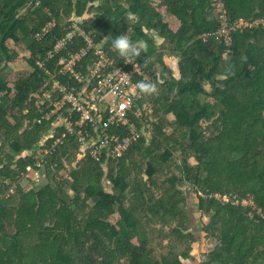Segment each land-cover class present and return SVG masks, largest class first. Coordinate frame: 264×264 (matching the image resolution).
<instances>
[{"label": "trees", "instance_id": "trees-1", "mask_svg": "<svg viewBox=\"0 0 264 264\" xmlns=\"http://www.w3.org/2000/svg\"><path fill=\"white\" fill-rule=\"evenodd\" d=\"M221 1L230 22L253 24L233 31L230 46L213 35V0H0V264H184L197 241L186 185L214 242L200 264H264V0ZM73 22L92 32L113 65L124 61L110 38L127 31L147 42L133 62L148 77L135 81L157 85L144 94L152 114L109 130L119 141L129 126L139 135L114 161L91 158L75 136L52 150L64 130L49 136L46 111L36 106L49 89L46 72L76 86L57 70L82 39L47 62ZM21 44L32 72L12 85ZM168 56L179 59L178 74ZM96 60L84 58L82 71ZM39 152L47 183L27 189Z\"/></svg>", "mask_w": 264, "mask_h": 264}, {"label": "built area", "instance_id": "built-area-1", "mask_svg": "<svg viewBox=\"0 0 264 264\" xmlns=\"http://www.w3.org/2000/svg\"><path fill=\"white\" fill-rule=\"evenodd\" d=\"M213 7L220 22V29L213 35L220 37L227 46L232 44L233 31L253 25L243 20L230 22L225 4L221 0H213ZM54 25L55 23L47 24L37 33V40H41ZM208 36L210 34L203 37L207 39ZM76 38L82 39L83 46L68 59L62 60L61 68L57 70L59 76L69 77L76 86H63L55 76L46 72L50 78L47 85L49 89L42 96L37 97L36 106L39 110L46 111L43 119L52 125L51 137L56 130H64L52 145V150L61 145L67 136H75L79 145L91 158L97 159L106 154L107 158L114 161L122 157L127 147L137 141L139 135L133 126H129L130 137L119 141L117 137L109 135V130L130 125L128 121L132 114L136 116L141 112L148 117L152 114L145 104L144 93L136 88L138 81H135V77L138 76H142L144 80H148V77L133 61L113 65L105 49L95 43L92 32H86L78 22H73L66 35L48 53L47 62L53 60ZM91 54L97 60L93 64H88L85 67L86 71L83 72L82 61ZM43 65V63L38 64L40 68H43ZM140 102L142 107L139 109L137 106ZM135 107L139 110L134 111ZM85 129H90L92 133L84 132ZM48 153L46 152L45 155ZM36 158L39 171L33 173L46 180L41 152ZM29 178L30 176L26 179ZM242 204L250 205L255 209L252 202L243 201Z\"/></svg>", "mask_w": 264, "mask_h": 264}, {"label": "rangeland", "instance_id": "rangeland-1", "mask_svg": "<svg viewBox=\"0 0 264 264\" xmlns=\"http://www.w3.org/2000/svg\"><path fill=\"white\" fill-rule=\"evenodd\" d=\"M214 12L216 11L214 10ZM91 17H92V14L85 16L86 19H89ZM168 20L172 23V25H174L175 23L174 19L168 18ZM80 21H82V19H80ZM156 39H159V38L156 37ZM8 46L14 47L13 43L10 41L8 42ZM16 50L20 56H19V60L10 66L9 80L12 85L16 82V80H18L22 76H27L32 72V70L28 67L26 63V60L29 57V54L24 49V45L21 44L19 47L16 48ZM166 62L172 68V70L176 74H178L179 59L173 56H168L166 58ZM145 104L148 106V108L152 112L150 103L146 102ZM49 136H52V132L50 133ZM147 137H149V134ZM176 156H177V159H179V154H176ZM191 162L194 163L193 160ZM179 163H180V159H179ZM36 183L38 184V187L35 186ZM46 183H47L46 180H43L41 176L33 175L32 179L24 180L22 182V185L27 189L31 188L32 186H34L35 188H41L45 186ZM104 185H105L106 191L108 192L110 185L106 181L104 182ZM183 191L188 199V213H189V217L191 220V231L197 237V241L193 244V252H192L193 259L183 260V263L184 264H200L202 261L206 259V252L210 250L211 248H213V245H214V242L211 239L206 238V233L203 231V225L205 223H208L209 220L206 217H201V214L199 213L197 205H196V196L194 194L193 189L189 185H186L183 188ZM116 220H117V216L110 218V221L113 223ZM164 251H166V249Z\"/></svg>", "mask_w": 264, "mask_h": 264}, {"label": "clouds", "instance_id": "clouds-1", "mask_svg": "<svg viewBox=\"0 0 264 264\" xmlns=\"http://www.w3.org/2000/svg\"><path fill=\"white\" fill-rule=\"evenodd\" d=\"M111 39V48L122 61L132 62L146 48L145 40H133L127 31L116 35ZM136 88L144 94H154L157 91V85L152 82L139 81Z\"/></svg>", "mask_w": 264, "mask_h": 264}, {"label": "crops", "instance_id": "crops-1", "mask_svg": "<svg viewBox=\"0 0 264 264\" xmlns=\"http://www.w3.org/2000/svg\"><path fill=\"white\" fill-rule=\"evenodd\" d=\"M33 175H37L36 173H31L29 176H30V178L29 179H32V177H33ZM40 180V179H39ZM23 186V185H22ZM36 187H38V184L36 183V185H35Z\"/></svg>", "mask_w": 264, "mask_h": 264}]
</instances>
